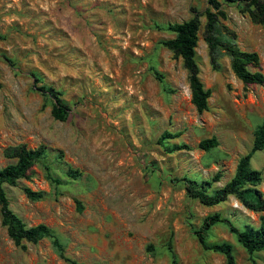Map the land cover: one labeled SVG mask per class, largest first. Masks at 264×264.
Listing matches in <instances>:
<instances>
[{"label": "rangeland", "instance_id": "374dc122", "mask_svg": "<svg viewBox=\"0 0 264 264\" xmlns=\"http://www.w3.org/2000/svg\"><path fill=\"white\" fill-rule=\"evenodd\" d=\"M219 2L220 32L241 51L257 53L264 76V27L241 4ZM208 9L216 12L208 0H0V169L15 162L4 156L8 147L43 145L63 154L48 157L61 184L35 166L5 186L9 208L26 227L53 230L79 264H225L198 242L204 219L219 213L241 231L259 225L264 213L232 196L208 207L186 190L217 173L209 195L229 182L264 120V83H243L225 54L212 69ZM193 16L200 22L199 78L210 91L202 113L191 103L181 59L162 45L174 37L169 24ZM41 87L61 94L65 121L53 118L55 98ZM165 132L174 137L158 143ZM210 138L216 147L200 149ZM250 166L262 174L257 189L264 195V150ZM68 168L81 177H67ZM24 188L44 198L31 201ZM206 241L230 244L235 264H264V251L248 253L224 223L212 225ZM0 264L67 263L49 239L16 246L0 215Z\"/></svg>", "mask_w": 264, "mask_h": 264}, {"label": "trees", "instance_id": "16d2710c", "mask_svg": "<svg viewBox=\"0 0 264 264\" xmlns=\"http://www.w3.org/2000/svg\"><path fill=\"white\" fill-rule=\"evenodd\" d=\"M219 1L241 4L243 12H246L254 23L264 27V0H208L211 8L216 10V12H212L209 9L205 12L206 24L204 30V41L208 48L210 65L213 70L219 69V58L225 54L230 59V69L239 80L245 84L262 85L264 83V76L260 71L257 53L241 51L232 39L225 37L220 32L217 15L224 16V13L218 10L220 7ZM167 30L171 31L174 37L163 41L162 45L171 51L175 57L181 59L183 67L187 72L191 103L198 113H202L207 110V100L210 96V91L203 87L195 59V49L200 30L199 19L197 16H193L182 23L169 24ZM4 59L12 68L14 67L15 63L12 59L8 57ZM249 67L256 69V71H250ZM33 77L35 78V76ZM35 80L38 81L37 78ZM41 91L55 98L51 109L53 118L58 121H65L68 118L69 111L60 99L61 94L45 87H41ZM172 137H174L172 134L165 132L158 139V143L162 144L164 139ZM216 145L217 141L215 138H210L200 141L198 146L200 149L208 151L216 147ZM182 148L187 147L182 146L178 149ZM262 150H264V120L257 126L254 132L251 149L238 160L232 179L212 195H209L207 190L210 188L211 183L219 180L220 174L217 173L211 182H205L201 186H195L194 183L191 186H187L186 190L189 196L208 207L219 205L232 196L245 209L254 213H264V195L257 189V186L261 183L262 174L250 166L254 153ZM51 154H54L56 159H61L63 155L62 152L43 145L34 149H29L26 145H17L8 147L4 151V156L15 160V162L0 169L1 225L6 229L9 238L16 246H20L22 242L36 244L43 239H49L54 252L60 259L67 264H79L74 259L65 255L64 246L53 230L43 224L26 227L22 220L9 208L5 186H16L19 180L28 177V174L35 166L42 168L49 183L55 185L61 184V180L54 176L48 163V157ZM66 176L76 180L81 177V173L68 168ZM23 192L31 201H39L44 198V193L41 191L24 188ZM79 209H81L80 206ZM218 223H224L229 232L236 236L237 241L248 253L264 251V215L260 216L257 227L246 226L241 231L229 220L222 218L219 213H214L204 219L201 229L196 232V237L205 250L222 254L225 258V264H235L231 245L228 243L209 244L206 241V231L212 225Z\"/></svg>", "mask_w": 264, "mask_h": 264}]
</instances>
